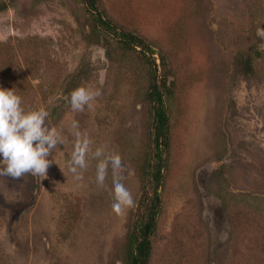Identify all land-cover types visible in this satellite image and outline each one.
<instances>
[{
  "label": "rangeland",
  "instance_id": "374dc122",
  "mask_svg": "<svg viewBox=\"0 0 264 264\" xmlns=\"http://www.w3.org/2000/svg\"><path fill=\"white\" fill-rule=\"evenodd\" d=\"M1 3L0 87L45 108L63 142L46 178L0 175V264H126L143 185L153 190V80L169 85V147L147 264H264V0L97 1L149 51L97 30L84 0ZM81 86L100 94L75 110ZM85 137L78 180L68 162ZM107 160L121 170L109 167L100 190ZM116 182L134 202L123 214Z\"/></svg>",
  "mask_w": 264,
  "mask_h": 264
},
{
  "label": "clouds",
  "instance_id": "9594fccd",
  "mask_svg": "<svg viewBox=\"0 0 264 264\" xmlns=\"http://www.w3.org/2000/svg\"><path fill=\"white\" fill-rule=\"evenodd\" d=\"M99 90L78 87L71 93L70 104L75 110H82L85 105L91 107L90 101L98 96ZM48 112L45 108L26 110L23 98L14 88L0 87V175L19 178L25 173L45 177L48 168L53 163L49 158L56 147L63 142L60 133L49 126ZM73 127L77 128L76 123ZM77 137L82 134L76 131ZM91 141L88 138L80 140L72 153L69 163L70 170L76 174V179H82V170L87 166L86 153ZM97 161L104 160L103 153L95 155ZM111 168L114 178L120 173L119 160H107L96 170V183L102 190L106 175ZM113 210L123 214L127 207L133 205L130 191L123 183L113 185Z\"/></svg>",
  "mask_w": 264,
  "mask_h": 264
},
{
  "label": "trees",
  "instance_id": "16d2710c",
  "mask_svg": "<svg viewBox=\"0 0 264 264\" xmlns=\"http://www.w3.org/2000/svg\"><path fill=\"white\" fill-rule=\"evenodd\" d=\"M98 0H84L88 9L95 13L94 22L97 30L114 35L121 46L125 49L140 47L142 50H147L148 45L144 38L133 34L129 31L118 29L109 19L104 17L97 7ZM3 3L0 9H3ZM257 56L260 52L257 51ZM251 57L246 59V64L249 66ZM1 70V62H0ZM29 84V83H28ZM10 85V84H9ZM169 91V85L166 81L157 82L153 80L149 85L147 92V99L151 105L154 106V128L152 133L153 143V162H149V168H144L143 175L149 176L153 184L152 195L147 192L146 185H143V193L139 200V217L135 221L132 229L127 234L126 243V264H147L151 253L150 237L155 231L156 218L159 211L160 196L158 188L162 183V170L166 166V155L169 147V128L168 117L164 105V94Z\"/></svg>",
  "mask_w": 264,
  "mask_h": 264
}]
</instances>
